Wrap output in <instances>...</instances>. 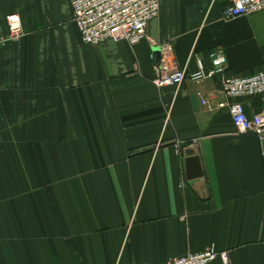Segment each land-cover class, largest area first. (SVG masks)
Masks as SVG:
<instances>
[{
  "label": "crops",
  "instance_id": "0c3cea01",
  "mask_svg": "<svg viewBox=\"0 0 264 264\" xmlns=\"http://www.w3.org/2000/svg\"><path fill=\"white\" fill-rule=\"evenodd\" d=\"M229 3L160 0L140 42L93 45L71 0H0V39L13 13L28 32L0 44V264H164L211 246L264 264V141L216 108L240 100L252 116L264 94L189 76L218 48L229 76L264 70V9L226 19ZM162 63L186 80L157 87Z\"/></svg>",
  "mask_w": 264,
  "mask_h": 264
},
{
  "label": "built area",
  "instance_id": "2783aa9c",
  "mask_svg": "<svg viewBox=\"0 0 264 264\" xmlns=\"http://www.w3.org/2000/svg\"><path fill=\"white\" fill-rule=\"evenodd\" d=\"M74 21L79 27L82 40L85 43L99 45L108 40L127 41L134 45L147 36L149 23L159 15L160 0H71ZM264 9V0H230L224 9V17L231 19L249 15ZM9 33L0 39V44L19 40L28 32L23 28L19 14L13 13L7 17ZM212 66L206 68L202 59L198 58V70L190 78L197 84L216 76L221 77V90L227 97H247L264 94V70L247 76H229L227 57L223 49H215L210 53ZM157 76L154 84L161 88L167 85L179 87L187 78L186 69L162 65L157 66ZM196 95L201 103L209 109H214L202 90ZM216 108H228L237 133L253 134L264 141V110L249 116L245 105L240 100L221 101ZM182 142L176 143L180 151ZM198 144L197 141L192 142ZM182 186V183H181ZM221 259L223 264H230L229 251L208 247L206 250L189 253L173 258L164 264H208Z\"/></svg>",
  "mask_w": 264,
  "mask_h": 264
},
{
  "label": "water",
  "instance_id": "95a60500",
  "mask_svg": "<svg viewBox=\"0 0 264 264\" xmlns=\"http://www.w3.org/2000/svg\"><path fill=\"white\" fill-rule=\"evenodd\" d=\"M160 50H156V58L160 59ZM193 102L196 105L199 101L196 97L193 98ZM186 172L188 179H196L198 177H201L203 175V169L201 165V159L199 155H196L192 149H188L186 151Z\"/></svg>",
  "mask_w": 264,
  "mask_h": 264
}]
</instances>
